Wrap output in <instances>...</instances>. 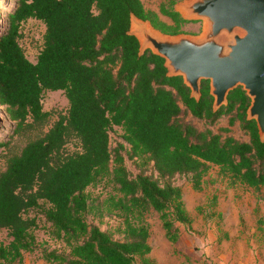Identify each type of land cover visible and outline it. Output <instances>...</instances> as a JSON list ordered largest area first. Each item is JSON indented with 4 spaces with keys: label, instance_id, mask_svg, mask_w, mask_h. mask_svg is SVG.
Listing matches in <instances>:
<instances>
[{
    "label": "trees",
    "instance_id": "trees-1",
    "mask_svg": "<svg viewBox=\"0 0 264 264\" xmlns=\"http://www.w3.org/2000/svg\"><path fill=\"white\" fill-rule=\"evenodd\" d=\"M174 2L158 5L170 22L141 0H13L7 9L0 22V105L14 132H35L0 169V228L10 236L0 243V264L21 262L23 251L35 249L36 219L24 215L30 208L39 209L51 235L67 247L43 248L40 257L48 264H135L137 257L148 264L144 212L159 213L173 243L179 223L190 220L175 175L199 189L216 165L231 184L264 189V140L255 120L247 119L243 88L230 90L227 104L213 110L207 79L195 99L181 76L167 75L161 56L150 49L139 54L138 39L127 33L131 13L179 32L187 20ZM29 17L45 24L35 61L19 43L20 24ZM45 89H61L68 99L66 112L51 123L42 108ZM222 115L229 125L238 121L248 138L223 134L228 127L213 130ZM113 125L121 130L115 142ZM71 139L77 149L65 150ZM126 158L150 163L148 171L133 174ZM103 178L109 185L104 195L85 191ZM114 213L122 217L121 238L86 218Z\"/></svg>",
    "mask_w": 264,
    "mask_h": 264
},
{
    "label": "rangeland",
    "instance_id": "rangeland-1",
    "mask_svg": "<svg viewBox=\"0 0 264 264\" xmlns=\"http://www.w3.org/2000/svg\"><path fill=\"white\" fill-rule=\"evenodd\" d=\"M147 9L159 14V17L170 22L167 16L158 12V5L168 0H141ZM183 0H175L173 7ZM13 0H0V22L4 21L7 9ZM177 33L198 35L203 29L202 19H185ZM160 30V29H159ZM162 31V30H161ZM45 24L37 18L29 17L20 24L19 43L27 58L35 61L43 45ZM164 32V31H163ZM168 33V32H166ZM176 34V33H174ZM42 108L50 112L49 123L53 122L59 113H65L68 99L61 89H45L42 93ZM186 118L203 126L202 120ZM228 115H222L212 125L213 130L219 131L228 127V131L239 139H247L248 135L239 126V122L228 124ZM13 123L8 119L3 106L0 105V139L4 144L0 146V169L3 168L5 158L20 149L30 134L35 131L14 132ZM121 130L113 125L110 130L112 142L120 140ZM77 149L74 140L65 144V150ZM137 159L126 158L128 169L137 173L140 169H148L149 164ZM148 171V170H147ZM174 184L182 191L184 207L190 218L188 223H179L180 236L176 242H170L164 235L159 213L152 209L144 212L143 218L149 229L148 242L151 250L147 254L148 264H264V189H254L241 184H231L229 178L220 173L218 166L211 165L203 176L199 189L192 187L186 175H175ZM109 189L103 178L96 184L86 187L85 191L92 195L102 194ZM43 202L42 199L39 200ZM24 215L34 216L36 226L31 228L35 236L36 247L33 251H23L22 261L13 264H48L40 257L43 248L67 250L64 242L51 235V225L45 220L38 208H30ZM87 220L96 223L101 229H108L114 238H121L122 217L114 214L93 218L87 214ZM10 236L5 228H0V243H7ZM135 264H142L140 258Z\"/></svg>",
    "mask_w": 264,
    "mask_h": 264
},
{
    "label": "water",
    "instance_id": "water-1",
    "mask_svg": "<svg viewBox=\"0 0 264 264\" xmlns=\"http://www.w3.org/2000/svg\"><path fill=\"white\" fill-rule=\"evenodd\" d=\"M175 7L184 19H202L201 33H166L131 13L127 33L138 39L139 54L161 56L167 75L181 76L195 99L207 79L213 110L241 86L250 99L247 119L264 140V0H183Z\"/></svg>",
    "mask_w": 264,
    "mask_h": 264
}]
</instances>
